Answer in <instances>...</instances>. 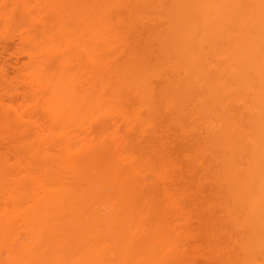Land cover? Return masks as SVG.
Segmentation results:
<instances>
[{
	"label": "rangeland",
	"instance_id": "obj_1",
	"mask_svg": "<svg viewBox=\"0 0 264 264\" xmlns=\"http://www.w3.org/2000/svg\"><path fill=\"white\" fill-rule=\"evenodd\" d=\"M173 2L175 4V0ZM173 2L0 0V213L6 214L2 217L6 221L2 223L6 225L2 231L6 233H2L0 239H5L0 243L2 253L9 249L12 239L17 241L16 245L29 240L27 224L32 222L26 224L22 219L23 211L30 208L38 211L24 186L20 188L23 194L16 197L17 188H11V185L28 173L36 174L37 181L44 183L42 176L52 177V182L59 184L60 180L57 181L52 173L55 166H58L55 173L70 185L76 181L72 171L56 165L55 159L50 161L53 156L56 161L60 159L65 163L67 150L72 149L78 151L75 155H79V161L87 155L94 165L97 161L110 167L122 165L120 168L127 172L121 170L119 175L125 173L129 177L143 178L139 189L143 193L146 191L155 205L156 224L164 231L159 237L168 240V247L172 248L167 254L168 261L173 264H250L241 248L243 225L237 220L239 213L234 211L235 202L229 188L232 184L227 185L226 181L228 167L235 166L238 160L232 162L233 156L228 145H224L225 140L212 143L209 138L214 135V128L207 122L216 121L214 114L219 109L205 112L197 107L191 111L190 107L199 101L181 97L185 107L175 112L173 108H165L159 100L157 89L162 79L174 74L171 62L158 53V44L149 32H154L152 24L165 25L168 20L165 10L171 8ZM231 8H227L232 15L230 17L231 13L227 12L226 23L235 19ZM221 18L217 17V22ZM129 21L135 22V27H128ZM143 22L147 28L141 32L136 27ZM147 37L153 50L150 64L160 68V74L143 80L136 75V70L140 69L144 74L150 68L140 66L132 70L130 64L137 61L135 68L140 65V60L131 58V54L139 53L140 43ZM224 39L220 36L207 47L219 48L215 53L220 55L212 57V63L221 66L218 72L232 77L237 62L230 54L232 45ZM180 66L182 70V63ZM125 69V75L129 76L136 71L132 81L128 76L129 81L122 82ZM226 72L230 74L225 75ZM237 95L243 103L240 104L242 118L239 122L249 133L253 125L247 105H253L254 113L258 109L250 102L246 91L233 93L230 101ZM226 97L229 99L228 95ZM52 108L55 109L51 112L49 109ZM228 109L233 111L230 106ZM50 134H53L51 145H44L48 147L46 153L52 154L48 161L43 143H49ZM44 135L47 138L43 139ZM45 139L48 141L43 142ZM28 144L32 149L40 147L37 152L41 155L39 152L36 156L31 155L28 152L31 148L28 146L27 151L25 147ZM119 151L126 157L122 163V158L118 159L116 155ZM96 155L100 157L96 158ZM246 157H243L244 162ZM85 160L84 163L77 162L84 165ZM87 165L89 162L84 166ZM41 166L46 168L44 173L43 170L42 173L34 172L36 167L41 170ZM134 167L135 171L132 170ZM99 176L102 178V173ZM80 183L75 187L78 188ZM37 196L38 193L35 199ZM7 215L15 218L14 221L8 220ZM37 216L39 220L41 215ZM16 245L12 248V256ZM155 249L159 252L161 246ZM257 260H260L259 255Z\"/></svg>",
	"mask_w": 264,
	"mask_h": 264
},
{
	"label": "bare ground",
	"instance_id": "obj_2",
	"mask_svg": "<svg viewBox=\"0 0 264 264\" xmlns=\"http://www.w3.org/2000/svg\"><path fill=\"white\" fill-rule=\"evenodd\" d=\"M170 7L165 10V14H168L165 25L152 24L151 28L154 29V32H149L152 39L158 44V53L168 57V61L171 62L170 68L174 74L162 79L161 85L157 89L159 100L164 103L165 108H173L175 112L181 111L185 107L180 101L181 97L199 101V103L194 102L190 107L191 111L197 107L202 108L205 112L219 109L214 114L216 121L207 122L209 127L214 128L212 129L214 135L209 138L212 143L220 139L225 140L224 145H228L230 148L228 151L233 156L232 162L238 160L235 166L228 167L229 176L227 178L231 182L228 179L226 181L227 185L232 184L231 187L229 185V188L230 195L233 197L231 199L236 204H234V211L239 213L240 219L237 217V220L243 225L241 248L246 253L248 263L264 264V0H221L219 2L217 0H175V4L173 2ZM230 7H232L231 10L233 9L235 19L231 21L232 24L229 22L227 24L225 21L228 20L227 16L231 13L227 8ZM134 14L136 15V12ZM231 15L232 13L230 17ZM219 16L225 19L224 22H222V18L217 22ZM129 22L128 27H135V22ZM145 26L143 22L136 29L144 32L147 28ZM220 36L225 38V42L232 45L230 54L237 62L235 76H224L223 73L218 72L221 66L212 63L211 58L220 55L215 53L219 48H210L207 45L212 44ZM149 41L148 37L144 38L140 43L139 53L131 54V58L140 60V65L136 68L137 61L130 64L132 70L140 66L146 67V69L150 68L144 74L140 73L142 72L140 69L136 70L139 73L134 71L136 75L140 76L139 79L143 80H149L151 76L160 74V68H154L150 64L149 60L153 50L149 46ZM180 63L184 66L182 70H180ZM126 70L122 73L125 76L122 82L125 79L129 81V77L132 81L136 76H134V72L130 73V76L125 75ZM228 74L230 73H225V75ZM117 77L119 79V76ZM239 91H246L249 94L250 102L255 103L258 109V112L254 113L253 105H247L253 125L249 133L239 122L242 118L239 113L242 103L241 96L237 95L235 100L230 101V96ZM229 106L233 111H228ZM54 109L49 110L52 112ZM42 133L44 134V132ZM52 135H48L51 137V140L48 137L49 143L45 142L48 141L46 139L43 141L45 143L42 142L43 146L51 145ZM45 137L47 138V135H44L43 139ZM180 145L184 146L183 143ZM28 146L31 148V144L25 146L27 151L29 150ZM39 148H31L28 152L33 156H36L38 152L41 155L40 151L37 152ZM44 148L48 147L44 146ZM45 149V153L48 152V149ZM67 151H69V155L66 154L67 161L64 160L65 163L63 160L61 163L60 159L57 162L53 156L50 161L49 158L52 154L49 153L46 154L50 157L45 154L44 156L50 163L55 159L56 165H62L64 170H69L68 172L72 171L71 174L73 177L75 176L76 181L73 179L74 182H71L70 185L67 182V184L64 183L62 178L56 174L58 166H55L56 169L52 171L56 180H60L59 184L57 182L58 187L52 182V177L46 179L42 176V180L45 181L43 183L36 180V174L34 177L28 172L24 176L20 175L23 181L19 179V183L16 180L15 184L11 185V188H17L16 197L17 195L21 196L23 189L20 188L24 186L27 194L30 193L29 196L36 204L38 211L36 209L31 211L32 208L27 209L30 214L28 211V213L25 212L26 209L23 211V217L26 218L22 219L26 224L32 222L30 225L27 224L30 241L27 237L29 241L26 242L27 244L22 242L20 245H16L17 241L12 239L13 242L9 243L11 246L4 251L6 256L0 248V264H3L4 257H6L4 264H173L166 259L167 254L172 250L168 247V240L159 237L164 231L156 224L158 220L154 212L155 205L150 201L147 192L145 191L144 195L143 191L139 189L143 178L129 177L125 173L119 175V172L124 170L120 168L122 165L119 167L116 164L117 168L111 166L114 169L112 171L110 166L97 161L96 167L87 155H84L86 157L82 156L79 161V155H75L78 153L77 150ZM55 154L57 155V153ZM97 155L96 158H99L100 156ZM116 155L118 159L122 158L123 161L120 159V163L125 161L126 157L122 152L119 151ZM243 157L247 159L245 162ZM118 159L116 161L119 162ZM84 160L89 162L88 167L84 166L87 162L84 165L79 164V162L84 163ZM38 168L36 167L34 172L42 173L43 170L44 173V169L46 170L43 166H41V170ZM101 169L105 171L108 169L110 172L103 173L104 170ZM134 169L136 167L132 170L135 171ZM132 170L130 169V171ZM99 173H102V178ZM108 173L111 176L107 175ZM119 176L121 177L117 179ZM24 179L28 184L24 182ZM45 179L48 180V183ZM104 179H108V181H104ZM34 182L37 186L36 190L35 185L33 186ZM78 183L81 185L76 188L75 185ZM31 186L34 192L38 191L37 199H35L37 193L34 195ZM254 190L256 191L254 192ZM258 193L260 194L259 199ZM4 215L6 214L0 213V239L3 238L2 233H6L2 232L3 226H6L4 225L6 221H3ZM37 215H41L39 220ZM6 217L8 220L11 219V222L15 219L8 215ZM34 220H37L36 223ZM8 223L10 224V221ZM36 225L39 227L37 228ZM34 231L36 234H33ZM2 241L0 243L4 242ZM31 241L34 242L30 244ZM15 245L19 252L16 253V249L13 250L14 255L12 256L13 252L11 251ZM158 245L161 246L159 252L155 249ZM22 249L24 250L22 251ZM1 253L3 258H1ZM257 255L260 256V260H257ZM11 260L12 262H10Z\"/></svg>",
	"mask_w": 264,
	"mask_h": 264
}]
</instances>
